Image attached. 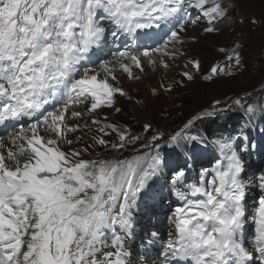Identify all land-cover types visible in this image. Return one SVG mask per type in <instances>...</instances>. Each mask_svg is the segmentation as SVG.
<instances>
[{
	"label": "snow or ice",
	"instance_id": "obj_1",
	"mask_svg": "<svg viewBox=\"0 0 264 264\" xmlns=\"http://www.w3.org/2000/svg\"><path fill=\"white\" fill-rule=\"evenodd\" d=\"M189 7L199 9L210 25L227 19L231 10L225 0H0V127L22 125L0 135V264H128L132 210L167 166L160 142L183 147L187 167L206 138L184 129L169 137L154 132L143 147L155 155L132 161L85 157L97 147L120 152L141 141L107 116L98 119V110L118 113L117 97L132 99L118 73L138 79L134 69L142 73L145 63L157 66V56L174 58L172 46L183 43ZM161 33L168 38L154 47ZM109 35L113 42L121 35L130 42L113 59H102ZM230 59L240 66L236 49ZM190 63L200 71L199 61ZM221 74L233 75L217 65L204 79ZM183 75L195 78L189 71ZM246 111L250 118L257 112L264 118V104ZM86 115L96 135L81 148L83 137L74 134ZM215 115L213 110L196 119ZM152 128L143 125L146 132ZM243 143L216 141L226 163L217 164L210 183L205 171L199 186L184 190L185 172L173 169L174 194L184 203L172 213L175 234L164 245V264H253L254 253L264 264V199L251 217L247 209L248 190L253 184L264 190V174L246 180ZM249 224L255 227L251 247L243 239ZM115 225L123 235L105 252L106 229Z\"/></svg>",
	"mask_w": 264,
	"mask_h": 264
},
{
	"label": "rangeland",
	"instance_id": "obj_2",
	"mask_svg": "<svg viewBox=\"0 0 264 264\" xmlns=\"http://www.w3.org/2000/svg\"><path fill=\"white\" fill-rule=\"evenodd\" d=\"M226 2L231 6V21L218 34H206L197 29L199 30L197 38H185L187 40L185 44L174 48L177 53L176 58L186 59L188 71L192 72L195 77L193 81L185 79L184 72L178 62V65L173 63L171 64L173 67L164 68L165 73L162 76L164 86L157 88L159 89L157 94L145 99L141 93L136 100L138 102L135 101L137 104L126 96H118L116 106L121 109L120 112L103 109L99 113V117L97 116L98 119L107 116L108 122L131 128L135 135L138 134L141 137V141L120 152H110L97 147L90 150L86 157L94 159L129 157L137 148L141 151L143 143L150 141L151 134L154 132L172 134L193 116L199 115L203 111H213L224 107L233 97H240L242 93L257 90L258 94L264 95L261 89L264 84V0H226ZM188 35L190 36V34ZM233 49L239 51L247 59L248 68L237 72L234 76L218 77L213 81L205 80L203 74L209 72V67L230 58ZM192 60L200 62V71H196L192 67L190 63ZM129 81L134 82L133 79H129ZM167 88L172 90L167 91ZM220 104L223 105L219 106ZM145 123L153 125L151 132L143 130ZM88 124L87 128L79 131L81 134L75 135L83 137L79 144L81 148L91 144L92 137L96 135V126ZM232 124L246 126L248 117L241 115L237 118L233 117L231 120H227L220 130L229 131ZM220 130H215L212 134L216 135ZM204 135L207 140L211 136ZM190 136L196 135L192 133ZM250 136L256 139L255 134ZM211 142L214 143L215 140L212 139ZM251 145L253 147L247 151H245L247 146L243 144L239 148V151L243 153L244 161L248 151L256 152L257 140L253 141ZM210 160L213 161L214 158L205 155L203 159H200L195 153L194 162L200 170L206 168L205 163ZM252 173H254L252 170L247 172L248 175ZM171 175L172 171L169 172V176ZM183 188L187 190V185H183ZM153 221H155V216L146 222L149 224ZM146 232L150 234L147 230Z\"/></svg>",
	"mask_w": 264,
	"mask_h": 264
},
{
	"label": "bare ground",
	"instance_id": "obj_3",
	"mask_svg": "<svg viewBox=\"0 0 264 264\" xmlns=\"http://www.w3.org/2000/svg\"><path fill=\"white\" fill-rule=\"evenodd\" d=\"M198 32H199V30H197V28L196 29L195 28L194 29H189V30H187L184 38H189V37H191V38H197V33ZM188 34H190V36ZM172 48H173V46H172ZM157 59L159 61V63L157 64V66H152V65H149V64L145 63V65H144V69L145 70L142 73L139 72L138 70L134 69V72L139 77L138 79H133L134 82H130L129 79L126 77L125 74L118 73V77H119V81H120V86H122V87H124L126 89V91L132 97V100L134 102L139 98V96H140L141 93L144 95V98L147 99L150 96L152 97L153 95H155V94H153V90L154 89L161 88L162 86H164V81H163L162 76H164L165 69L162 66L163 65V62H167L168 65H169V67H173L171 64H173V63L177 64V62H178L179 65H180V67L182 68V71L183 72L189 70L187 68L188 67V64H186V59L185 58L184 59L181 58L182 60H180L179 57H177V58H174L173 60H170V59H166L165 57L157 56ZM175 60H176V62H174ZM185 65H187V67H185ZM174 71H175V69H174ZM157 90H159V89H157ZM136 102H138V101H136ZM85 122L90 123L84 117V120L80 121L82 130L84 128L83 125L85 124ZM76 134H81V133L78 131L74 135H76ZM263 140H264V135H263ZM252 174H249V176H251ZM172 196H173V200H174V203H175V206H176V204L179 203V199L175 196L174 190L172 191ZM251 204H253L252 201H251ZM165 222H166V216L165 215H164V217H163V215H156L155 216V221H153L152 223H149V224H148V222H145L144 224H145L146 230L150 234H152L154 232V227L155 226H157L160 229H163L168 234V237H167V241H168L170 239V237H171L170 233L173 232L172 234L174 235V226L172 225L171 221L168 222V224L170 226L165 225ZM150 224H151L152 227L150 226ZM150 238L152 240H155V241H158V242H164L166 240V238L164 237V235H158V236H154V237L153 236H150ZM104 251L107 252L108 250L106 248H104ZM155 252L156 253H159L160 252L159 255L162 254V251L159 250V249L158 250H155Z\"/></svg>",
	"mask_w": 264,
	"mask_h": 264
},
{
	"label": "trees",
	"instance_id": "obj_4",
	"mask_svg": "<svg viewBox=\"0 0 264 264\" xmlns=\"http://www.w3.org/2000/svg\"><path fill=\"white\" fill-rule=\"evenodd\" d=\"M248 62L246 61V66H248L249 64H247ZM214 120L213 119H210V120H205V125L208 127H211V125H212V122H213Z\"/></svg>",
	"mask_w": 264,
	"mask_h": 264
}]
</instances>
